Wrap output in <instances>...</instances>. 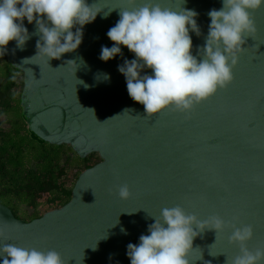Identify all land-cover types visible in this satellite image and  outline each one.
Listing matches in <instances>:
<instances>
[{
    "label": "water",
    "instance_id": "1",
    "mask_svg": "<svg viewBox=\"0 0 264 264\" xmlns=\"http://www.w3.org/2000/svg\"><path fill=\"white\" fill-rule=\"evenodd\" d=\"M85 2L100 12L83 26L75 51L48 63L35 57L39 36L35 21L25 19L30 39L23 50L10 41L4 56L22 72L20 106L29 130L49 143L70 145L81 157L97 153L100 160L80 172L66 203L39 217L18 218L0 202V246L54 249L64 264H130L127 245L149 234L162 208L178 205L201 221L218 216L236 227L251 225L246 247L264 250V6L252 13L256 31L245 38L226 89L188 114L164 109L147 117L118 71L134 54L121 45L122 55L99 58L102 46H113L107 32L120 9L129 7L127 0ZM156 2L197 13L200 35H189L199 60L208 12L219 10L222 0ZM143 3L137 0V6ZM145 74L152 75L151 69ZM125 184L130 196L121 199L117 188ZM231 234V227L217 234L205 229L193 239L189 264H230L239 255Z\"/></svg>",
    "mask_w": 264,
    "mask_h": 264
},
{
    "label": "clouds",
    "instance_id": "2",
    "mask_svg": "<svg viewBox=\"0 0 264 264\" xmlns=\"http://www.w3.org/2000/svg\"><path fill=\"white\" fill-rule=\"evenodd\" d=\"M127 4L129 7L120 9V19L107 32L113 46H102L99 58L107 62L122 55L121 45L134 54L135 59L124 60L118 71L126 79L129 97L142 104L147 117H151L164 109L188 114L218 89L227 88L245 49L242 47L245 38L256 31L252 13L264 6V0H222L219 10H210L206 41L198 49L199 60L192 55L189 35L190 31L200 35L195 11L162 7L156 0H144L140 6L137 0H127ZM99 12L93 11V5L89 6L85 0H0V56L6 53L10 41L23 50L30 39L23 25L26 19L29 24L35 21L34 34L39 36L35 57L42 56L47 63L60 59L62 54L78 48L83 26L94 21ZM145 68L151 69L152 75H141ZM104 78L109 79L107 74ZM117 194L121 199L129 198L128 186H119ZM153 219L155 222L148 226L149 234H142L138 245H127L130 264H189L187 257L193 239L205 229L217 234L226 227L232 228L229 243L239 246V255L230 264H261L264 260V250L253 253L246 247L253 236L251 225L236 227L218 216L201 221L178 205L162 208L159 217ZM121 232L127 234L124 228ZM0 264H64V261L54 249L4 244L0 246Z\"/></svg>",
    "mask_w": 264,
    "mask_h": 264
},
{
    "label": "trees",
    "instance_id": "3",
    "mask_svg": "<svg viewBox=\"0 0 264 264\" xmlns=\"http://www.w3.org/2000/svg\"><path fill=\"white\" fill-rule=\"evenodd\" d=\"M21 88L22 72L0 56V202L31 220L66 203L80 172L100 158L81 157L70 145L31 132L21 114Z\"/></svg>",
    "mask_w": 264,
    "mask_h": 264
},
{
    "label": "rangeland",
    "instance_id": "4",
    "mask_svg": "<svg viewBox=\"0 0 264 264\" xmlns=\"http://www.w3.org/2000/svg\"><path fill=\"white\" fill-rule=\"evenodd\" d=\"M20 217V216H19Z\"/></svg>",
    "mask_w": 264,
    "mask_h": 264
}]
</instances>
